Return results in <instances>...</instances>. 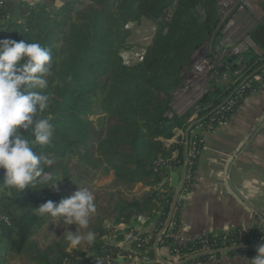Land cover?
I'll list each match as a JSON object with an SVG mask.
<instances>
[{"label": "trees", "instance_id": "trees-1", "mask_svg": "<svg viewBox=\"0 0 264 264\" xmlns=\"http://www.w3.org/2000/svg\"><path fill=\"white\" fill-rule=\"evenodd\" d=\"M58 1L57 6L55 0H40L29 9L18 4L13 24L8 23L7 11L1 14L7 21L0 27V39L39 42L53 56L46 89L49 108L41 115L50 120L54 132L49 145H37L34 151L54 161L44 170L58 181V189L37 182L22 193L0 191V264H104L106 256L117 259L123 254L105 238L119 225L130 226L138 216L153 222L154 229L131 244L134 248L141 243L144 252L148 248L144 257L152 264H160L154 246L168 249L169 259H163L168 264L173 263L172 256L183 264H202L220 254L186 260L207 250L239 247L246 248L251 260L264 243L262 227L237 228L177 244L173 236L180 227L181 199L166 228L165 224L175 193L168 182L171 173L186 167L181 194L190 193L193 181L187 176L193 177L202 149L196 131H213L259 88L263 82L253 78L239 84L264 65V54L248 48L237 56L241 64L233 69L235 61L227 63L233 49L227 46L214 62L219 52L208 53V45L210 51L222 50V28L231 18L221 20L219 0ZM76 3L81 9L73 14ZM144 20L156 27L153 41L141 61L125 64L121 53L132 34L126 27ZM201 49L212 63L210 78L193 107L178 115L172 108L174 94L192 74L193 58ZM263 72L264 68L257 75ZM193 123L186 151L185 139L177 133ZM106 176L111 180L98 185ZM85 187L94 193L97 211L83 231L94 232L95 240L71 248L64 234L68 226L37 215L33 208L48 200L58 203ZM67 230L75 232L76 226ZM116 234L120 241L122 236ZM123 261L128 264L126 255Z\"/></svg>", "mask_w": 264, "mask_h": 264}, {"label": "crops", "instance_id": "crops-1", "mask_svg": "<svg viewBox=\"0 0 264 264\" xmlns=\"http://www.w3.org/2000/svg\"><path fill=\"white\" fill-rule=\"evenodd\" d=\"M251 2L262 14L257 25L240 34L242 42L232 47L236 56L248 48L264 54V0ZM255 34L258 38L251 40L250 36ZM246 39L257 43L245 48ZM238 58L236 61L240 60ZM224 80L225 76L221 81ZM196 133L202 137V149L192 190L179 211L180 227L174 242L183 244L203 235L226 233L237 228H264V82L246 96L225 122L211 132L197 130ZM182 175L183 167L174 170L169 177V186L174 192ZM153 229V224H148L140 231L151 234ZM155 247V253L162 259H169L167 248L155 250ZM244 251L237 250L231 256L221 253L218 258L202 264H246L249 256Z\"/></svg>", "mask_w": 264, "mask_h": 264}, {"label": "clouds", "instance_id": "clouds-1", "mask_svg": "<svg viewBox=\"0 0 264 264\" xmlns=\"http://www.w3.org/2000/svg\"><path fill=\"white\" fill-rule=\"evenodd\" d=\"M52 63L51 50L39 42L0 39V191L22 193L35 188L37 182L58 189V181H52L51 173L44 170V165L51 166L54 161L34 151L37 145H49L53 137V124L41 115L49 108L46 89ZM33 210L68 227L75 225V232L68 227L64 232L70 247L84 241L94 243L95 233L83 231L97 211L95 195L88 188H77L68 198L58 203L48 200ZM248 261L264 264V243Z\"/></svg>", "mask_w": 264, "mask_h": 264}, {"label": "rangeland", "instance_id": "rangeland-1", "mask_svg": "<svg viewBox=\"0 0 264 264\" xmlns=\"http://www.w3.org/2000/svg\"><path fill=\"white\" fill-rule=\"evenodd\" d=\"M83 2L85 3L87 1L83 0ZM16 3L17 0H8L7 3L8 23L13 24L17 22L18 15H17ZM250 6H251L250 10L238 12L235 14L231 28L230 25L227 26L230 23V20H228V22L225 24V26L223 27L224 29L222 28L224 32L221 33L223 37L221 41V45L234 47L242 37L240 34L244 33V31L252 29L255 25L258 24L260 15L262 14L261 9L259 10V8H257V6L253 2L250 3ZM80 9H81V5H79V3H76L73 7V14H76ZM126 28L130 29L132 31V34L127 39L126 41L127 49L122 51L121 56L125 64L131 65L140 61V57L143 55L144 49L152 43L156 27L152 22L144 20L141 22L139 26L127 25ZM254 38H258V34L250 36L251 40H255ZM253 43H257V42L253 41ZM253 43L249 39H246V41H244L243 43L244 45L243 47L248 48V46H253ZM207 52L216 53V50L210 51V46L208 45ZM205 57H206V50L201 49L199 52L195 54L193 58V66L197 65L201 61V59ZM190 78H192V75H190L186 79L185 85L182 89L185 88ZM199 81H200L199 78H196L195 81H193L195 82V84H193L191 88L192 90L189 89L187 92L183 93L181 91L182 89H180L174 94L172 108L178 115H182L188 112V110H190V108L193 107L196 101L200 98V91L196 89V86L201 84ZM94 122H96V119H94ZM110 180H111V176L103 177L99 181L98 185L108 183ZM6 264H16V262L7 261Z\"/></svg>", "mask_w": 264, "mask_h": 264}, {"label": "built area", "instance_id": "built-area-1", "mask_svg": "<svg viewBox=\"0 0 264 264\" xmlns=\"http://www.w3.org/2000/svg\"><path fill=\"white\" fill-rule=\"evenodd\" d=\"M40 0H17V5L21 4L23 7L25 8H32L34 7ZM7 3L8 0H0V27L2 25H4L6 23V19H4L1 14L3 11H7ZM55 5H59V1L55 0ZM218 8L220 10V15H221V20H226L227 18H230V23L227 25H230V28L233 24V18L235 17V14L238 12H242V11H248L251 9L250 6V0H219L218 1ZM227 47V45H221L220 48H222V50H218V55H216L214 57V62H218L220 60V58L224 55L225 53V48ZM140 61H141V57H140ZM212 70V63L209 61V59H207L206 57L201 59V61L195 65L193 67V71H192V78H190L185 86L184 89H182L181 91L183 93L187 92L189 89L192 88L193 84H195V79L199 78L200 79V85L196 86V89L198 91H200V96L202 93V87L203 85L206 83V81L210 78V72ZM264 74V72H263ZM253 80H255L256 82L262 83L264 82V75L260 76V75H255L252 77ZM192 90V89H191ZM229 109V108H228ZM180 133V134H179ZM179 135L182 136V138L184 139V134L181 132H178ZM192 156V153L191 155ZM187 180L190 182L193 180L192 176H187ZM188 195V193L185 194H180L179 199H181L183 202L186 199V196ZM148 224H153V222H149L147 223V219L144 216H138L133 223L130 226H126L123 225V228H121L119 225L117 227H115L114 229V234L108 236L105 238V242L110 244V245H114L119 247L120 249L123 250L124 256L123 258L127 257V259L129 260L128 264H152V261H147L146 258L144 257L146 251L148 250V248L144 251H140V249L142 248L141 243L137 244L134 248L132 247L131 242L136 240V238L138 236H140L142 228L145 225ZM116 232L119 233V235L122 236V239L120 241L117 240V234ZM161 234V232H160ZM159 234V235H160ZM158 235V238H159ZM175 236V235H174ZM174 236H173V240H174ZM184 244V243H183ZM208 251V250H207ZM120 258V256L117 257V259H112L109 256H106L103 259V263L104 264H118L117 260ZM171 259L173 260L172 264H177L179 262V258L176 256H172ZM166 263H168V261H165Z\"/></svg>", "mask_w": 264, "mask_h": 264}, {"label": "water", "instance_id": "water-1", "mask_svg": "<svg viewBox=\"0 0 264 264\" xmlns=\"http://www.w3.org/2000/svg\"><path fill=\"white\" fill-rule=\"evenodd\" d=\"M237 59V56L236 55H232L228 60H227V63L228 64H232L233 61H235V64L232 65V68L233 69H236L238 65L241 64V61L238 60L236 61ZM264 68V65H262L261 68H259L257 71L253 72L251 75H249L248 77H246L241 83L239 86L241 85H244L245 82L247 80H249L250 78H252L253 76L257 75L259 71H261L262 69ZM194 127V123L191 124L185 131L184 133V139H185V148H186V151H187V145H188V138H189V134L190 132L192 131ZM185 180H186V167L184 166L183 167V175H182V180H181V183L178 187V189H176L175 193H174V196H173V199H172V203H171V206H170V209H169V213H168V217H167V220H166V224H165V228L169 225L170 221H171V218L173 216V213H174V210H175V207H176V203H177V200L179 199V196L182 192V188L184 186V183H185ZM155 250H156V247H155ZM235 250H246L245 247H239V248H229V249H217V250H208V251H204V252H201L199 254H196L192 257H190L189 259H187L186 261H189V260H193V259H196L198 257H201V256H206V255H216V254H221V253H226L228 251H235ZM257 250V248H256ZM123 256H124V253L120 255V258L117 260V263L118 264H124V261H123ZM155 258H156V261L159 262L160 264H168L166 263L160 255L157 254V252L155 253ZM184 262H179L177 264H183Z\"/></svg>", "mask_w": 264, "mask_h": 264}]
</instances>
